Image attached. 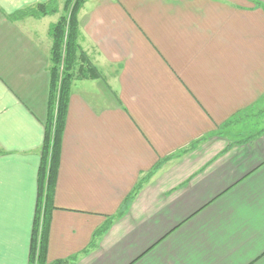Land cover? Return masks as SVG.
<instances>
[{
    "label": "crops",
    "instance_id": "crops-1",
    "mask_svg": "<svg viewBox=\"0 0 264 264\" xmlns=\"http://www.w3.org/2000/svg\"><path fill=\"white\" fill-rule=\"evenodd\" d=\"M49 1L0 0V264H29L65 0L20 15ZM79 28L101 76L72 83L48 261L264 264V0H86Z\"/></svg>",
    "mask_w": 264,
    "mask_h": 264
},
{
    "label": "trees",
    "instance_id": "trees-1",
    "mask_svg": "<svg viewBox=\"0 0 264 264\" xmlns=\"http://www.w3.org/2000/svg\"><path fill=\"white\" fill-rule=\"evenodd\" d=\"M86 0H65L64 14L50 28L52 36L50 90L47 103L45 135L40 150L38 171L37 207L31 236L29 264H68V259L49 262L47 259L54 191L59 169L63 135L67 123L72 83L77 73L82 76L100 77L99 70L86 59L78 38L79 12ZM57 0L38 3L21 11V15L37 17L55 13ZM81 57V58H80ZM84 58L89 69L79 61Z\"/></svg>",
    "mask_w": 264,
    "mask_h": 264
},
{
    "label": "rangeland",
    "instance_id": "rangeland-1",
    "mask_svg": "<svg viewBox=\"0 0 264 264\" xmlns=\"http://www.w3.org/2000/svg\"><path fill=\"white\" fill-rule=\"evenodd\" d=\"M251 123H252V121H251ZM250 126H251V124H248V125L245 126V128H248ZM255 127H257V123L255 124Z\"/></svg>",
    "mask_w": 264,
    "mask_h": 264
}]
</instances>
